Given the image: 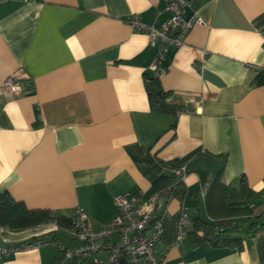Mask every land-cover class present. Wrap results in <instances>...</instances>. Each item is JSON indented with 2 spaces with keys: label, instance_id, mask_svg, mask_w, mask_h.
Segmentation results:
<instances>
[{
  "label": "crops",
  "instance_id": "0c3cea01",
  "mask_svg": "<svg viewBox=\"0 0 264 264\" xmlns=\"http://www.w3.org/2000/svg\"><path fill=\"white\" fill-rule=\"evenodd\" d=\"M205 24L180 46L130 25L170 17L164 0H3L0 2V83L16 75L22 89L0 93V194L28 208L72 217L82 207L89 224H110L115 197L162 193L163 231L155 246L164 264H264V0H189ZM192 14L186 11V17ZM166 92L154 109L144 73ZM202 96L201 103L197 96ZM186 168L156 183L157 164ZM180 163V164H179ZM219 179L229 190L253 191L245 202L253 223L238 243H214L194 227L209 218L201 185ZM186 209L187 235L176 241ZM47 241L3 256L0 264H70L78 245L51 223L11 230L0 245Z\"/></svg>",
  "mask_w": 264,
  "mask_h": 264
},
{
  "label": "built area",
  "instance_id": "2783aa9c",
  "mask_svg": "<svg viewBox=\"0 0 264 264\" xmlns=\"http://www.w3.org/2000/svg\"><path fill=\"white\" fill-rule=\"evenodd\" d=\"M164 2L170 17L159 25H147L136 18L130 20L131 27L146 32L151 43L155 40L159 41L158 53L152 63L153 69L160 68L159 64L166 44L180 46L193 25L205 24L198 10L189 0H164ZM187 9L192 11L189 17H186ZM21 89V83L16 75H10L0 83V93L2 91L14 93ZM196 99L198 103L203 100L199 95ZM167 169L171 175L178 178H183L186 174L183 164L168 166ZM172 185L173 183H168L162 189H155L147 199L142 198L141 191L117 195L116 214L109 225L100 228H93L83 208L77 207L71 217L70 225L64 228V232L78 245L74 248H65L55 243L62 252L61 260H69L70 264H164V256L157 255L155 251L156 243L163 231L158 210L162 205V193L169 191ZM209 186V181L201 185L203 196L206 195ZM189 219L188 211L182 209L176 223V241H181L187 235L186 226ZM48 223L57 226L53 221ZM45 243L47 241L39 240L20 245H0V260L3 256L36 248Z\"/></svg>",
  "mask_w": 264,
  "mask_h": 264
},
{
  "label": "trees",
  "instance_id": "16d2710c",
  "mask_svg": "<svg viewBox=\"0 0 264 264\" xmlns=\"http://www.w3.org/2000/svg\"><path fill=\"white\" fill-rule=\"evenodd\" d=\"M144 80L151 106L154 109L166 108V92L162 90L157 77L145 72ZM177 165L159 162L156 183H163L170 179L164 174L163 168ZM253 194V191L244 184L240 191L236 192L229 190L227 185L219 179H214L205 195V209L209 218H195L194 227L207 234L214 243H238L240 238L227 237L224 234L228 226L237 227L235 224L237 218L250 219L253 216L252 205L244 201L245 197H251ZM51 221L61 228H66L70 225L71 217L54 216L47 209L28 208L22 201L9 198L7 193L0 194V226L20 230ZM252 225L253 223H248L247 228Z\"/></svg>",
  "mask_w": 264,
  "mask_h": 264
},
{
  "label": "rangeland",
  "instance_id": "374dc122",
  "mask_svg": "<svg viewBox=\"0 0 264 264\" xmlns=\"http://www.w3.org/2000/svg\"><path fill=\"white\" fill-rule=\"evenodd\" d=\"M238 222H239V225L242 227H246V225L248 224V223H245L243 220H238ZM239 226V227H240ZM239 227L237 226V227H228V230H229V232H230V234L232 235V236H235V235H241L242 234V230L241 229H239Z\"/></svg>",
  "mask_w": 264,
  "mask_h": 264
}]
</instances>
